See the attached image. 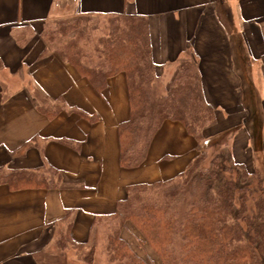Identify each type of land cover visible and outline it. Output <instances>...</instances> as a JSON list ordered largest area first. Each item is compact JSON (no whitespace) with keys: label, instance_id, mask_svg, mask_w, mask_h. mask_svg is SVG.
<instances>
[{"label":"crops","instance_id":"1","mask_svg":"<svg viewBox=\"0 0 264 264\" xmlns=\"http://www.w3.org/2000/svg\"><path fill=\"white\" fill-rule=\"evenodd\" d=\"M117 14L148 19L161 78L193 50L215 109L205 141L225 134L234 161L264 165V0H0V169L53 167L62 175L58 187L0 183V264H40L70 223L72 239L86 244L130 186L175 178L200 154L183 123L166 120L146 160L123 167L119 127L131 116L125 72L98 89L47 51L49 21Z\"/></svg>","mask_w":264,"mask_h":264},{"label":"trees","instance_id":"2","mask_svg":"<svg viewBox=\"0 0 264 264\" xmlns=\"http://www.w3.org/2000/svg\"><path fill=\"white\" fill-rule=\"evenodd\" d=\"M108 23L109 33L100 37L91 51L71 41L54 52L98 89L105 87L109 77L125 72L131 116L119 127L122 166L138 167L146 160L154 136L166 120L183 123L200 143V154L186 171L172 179L130 186L117 211L97 219L95 227L103 221H112L107 236L109 262L264 264V172L258 168L250 171L225 154L227 135L218 137L213 144L209 142L216 150L222 146L224 154H216L209 165L195 172L202 156L205 157L204 130L214 123L215 109L205 96L193 50H186L165 91L159 94L155 84L161 77L153 59L148 19L137 14H117L110 16ZM252 132H258V127ZM253 136L256 138V134ZM66 142L71 144L69 140ZM198 176L203 196L194 200L189 195ZM184 177L187 189L178 183ZM61 180V173L53 167L45 171L0 169V183L13 189L58 187ZM150 190L160 192L156 199L148 196ZM172 193V199L176 197L181 204L164 198ZM127 222L156 254V260L141 255L122 236ZM71 226L68 224L57 238L61 251L78 244L70 235ZM84 258L93 264L94 249Z\"/></svg>","mask_w":264,"mask_h":264},{"label":"rangeland","instance_id":"3","mask_svg":"<svg viewBox=\"0 0 264 264\" xmlns=\"http://www.w3.org/2000/svg\"><path fill=\"white\" fill-rule=\"evenodd\" d=\"M110 17H89V16H74V17H66L61 19H55L49 21L46 25V28L43 32V37L48 44V52H54L55 49L63 48L65 45L69 44L71 41L77 42L79 45L84 46L85 49L91 51L93 46L99 40L100 37L107 35L109 33V23L108 20ZM55 53V52H54ZM178 64L173 67L172 70H167L168 75L165 77L159 78L155 84L157 93H163L165 91L168 80L171 76H173L175 69H177ZM159 75V74H158ZM169 77V78H168ZM247 83H251V81H247ZM213 124V123H212ZM211 124V125H212ZM209 125V126H211ZM208 126V127H209ZM207 127V128H208ZM206 128V129H207ZM205 129V130H206ZM204 130V137L205 136ZM225 134L216 135L211 141H203L202 142V150L203 154L200 164L195 169V172H198L205 165H209L210 161L216 154L223 153L222 146L212 148L209 145V142L213 144L218 137H222ZM230 138H225L224 146H226L229 142ZM226 152V147H223ZM224 154V153H223ZM229 155L227 152L225 153ZM226 155V156H227ZM256 161V160H254ZM258 168L262 173L264 172V165L255 166L253 164V169H249L253 171ZM188 172H186L187 174ZM185 177L182 180H178L179 186L182 189H187L186 184L184 182ZM264 184V183H263ZM160 192L157 190H150L148 192V196L156 199ZM173 193L171 195H164V198L171 199L175 204H181L179 200H176V197L172 199ZM194 200H199L203 196V186L202 182L198 177L195 178V182L192 185V192L189 195ZM176 200V201H175ZM173 203V204H174ZM117 221V220H116ZM109 222V223H108ZM111 222V223H110ZM112 229V221H103L94 229L93 235L89 242L86 244H76L71 245L67 250L61 251L58 246L55 251L48 252L42 259L40 264H90L85 261V256L90 253L92 249H94V263L93 264H111L109 262V256L107 253V244H108V233ZM122 236L130 243V245L135 248L141 255L144 257L157 259L156 254L149 248L148 244H144L141 239L138 231L133 228L130 222H127V225L122 230ZM149 254L151 256H149Z\"/></svg>","mask_w":264,"mask_h":264}]
</instances>
